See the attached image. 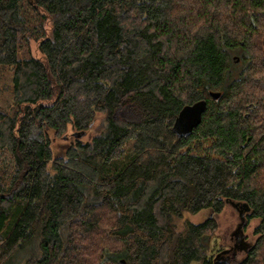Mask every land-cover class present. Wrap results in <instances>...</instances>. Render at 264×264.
Instances as JSON below:
<instances>
[{
    "label": "trees",
    "instance_id": "16d2710c",
    "mask_svg": "<svg viewBox=\"0 0 264 264\" xmlns=\"http://www.w3.org/2000/svg\"><path fill=\"white\" fill-rule=\"evenodd\" d=\"M0 66V264H264V0H0ZM231 201L259 220L237 263Z\"/></svg>",
    "mask_w": 264,
    "mask_h": 264
},
{
    "label": "rangeland",
    "instance_id": "374dc122",
    "mask_svg": "<svg viewBox=\"0 0 264 264\" xmlns=\"http://www.w3.org/2000/svg\"><path fill=\"white\" fill-rule=\"evenodd\" d=\"M20 57L25 54L20 52ZM12 69L9 66H0V106L7 108L12 112L14 109L13 90H12ZM121 112L118 114L120 115ZM126 117H133L130 113L126 114ZM73 130H69L67 134L63 136H54L51 134V146L56 155L63 154L70 143V136L73 134ZM88 135L83 137L84 140L89 139ZM211 209H203L198 213L186 214L184 219H190L193 222L200 223L211 216ZM219 229L216 232L215 237L211 241V255L221 254L225 252V249L229 248L227 255L231 256L228 259L230 263H237L246 257L248 249L256 241L257 235L254 233L255 227L258 225L259 220L253 219L250 223H246L242 232L243 239L247 243V247H239L236 249V257L232 256L233 248L237 240L234 234L238 228L240 220L239 209L232 205L230 202L226 205L224 210L218 215ZM228 251V250H227ZM218 255L216 258L218 259ZM225 255V254H224ZM224 260V259H221ZM192 264H200L194 261Z\"/></svg>",
    "mask_w": 264,
    "mask_h": 264
},
{
    "label": "water",
    "instance_id": "95a60500",
    "mask_svg": "<svg viewBox=\"0 0 264 264\" xmlns=\"http://www.w3.org/2000/svg\"><path fill=\"white\" fill-rule=\"evenodd\" d=\"M214 98H218L220 96V92H212L211 93ZM207 108V102L205 100L197 101L193 104L185 105L178 116L173 125V131L178 135V137H186L189 136L195 127H197L203 119V113ZM83 133H75V135H83ZM232 205L239 209L240 213V222L238 224V228L235 232L239 231L241 236H243L242 232L244 230V226L247 222L246 212L249 210V206L246 203L240 202H230ZM124 262V260H123Z\"/></svg>",
    "mask_w": 264,
    "mask_h": 264
},
{
    "label": "flooded vegetation",
    "instance_id": "af4514ba",
    "mask_svg": "<svg viewBox=\"0 0 264 264\" xmlns=\"http://www.w3.org/2000/svg\"><path fill=\"white\" fill-rule=\"evenodd\" d=\"M234 234L236 235L237 240H236L234 248H233L232 256L236 257V249L239 247H247V243L245 242V240L243 239V236H241L239 231L235 232ZM224 251L225 252H222L221 254L218 255V258H221V259H224L225 261H228V259L231 257V256L227 255V253L229 252V248L225 249Z\"/></svg>",
    "mask_w": 264,
    "mask_h": 264
}]
</instances>
